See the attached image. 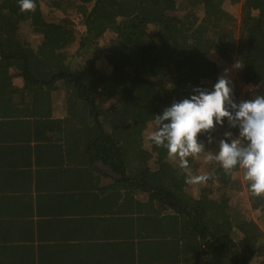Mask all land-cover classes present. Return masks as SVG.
<instances>
[{
    "label": "trees",
    "instance_id": "1",
    "mask_svg": "<svg viewBox=\"0 0 264 264\" xmlns=\"http://www.w3.org/2000/svg\"><path fill=\"white\" fill-rule=\"evenodd\" d=\"M228 3L241 4L239 18L225 9ZM34 4L21 11L18 0H0V120L7 121L0 137L10 129L38 133L36 156H50L38 175L69 164L83 186L110 179L113 193H127L130 203L143 185L149 193L144 206L157 203L176 219L174 244L185 264H202V258L207 264H264V232L232 202L233 190L242 191L232 180L240 169L226 173L208 160V187L192 197L185 178L207 153L188 157L184 170L145 133L150 124L156 128L154 115L188 97L192 87L211 90L223 68L237 61V102L264 95V0ZM25 25L39 36L37 44L24 38ZM101 60L109 71L97 66ZM244 86L251 89L243 94ZM62 90L64 113L53 119L54 94ZM229 130L236 134L227 122L217 126L211 145L200 139L214 151ZM250 203L252 211L264 212V196L251 194Z\"/></svg>",
    "mask_w": 264,
    "mask_h": 264
},
{
    "label": "crops",
    "instance_id": "2",
    "mask_svg": "<svg viewBox=\"0 0 264 264\" xmlns=\"http://www.w3.org/2000/svg\"><path fill=\"white\" fill-rule=\"evenodd\" d=\"M63 113L57 103L53 119ZM6 123L0 120V127ZM2 133L0 264H185L174 244L176 219L157 203L146 208L148 192L138 191L131 204L127 193H113L110 179L88 189L69 164L38 175L50 157L36 156L38 133Z\"/></svg>",
    "mask_w": 264,
    "mask_h": 264
},
{
    "label": "clouds",
    "instance_id": "3",
    "mask_svg": "<svg viewBox=\"0 0 264 264\" xmlns=\"http://www.w3.org/2000/svg\"><path fill=\"white\" fill-rule=\"evenodd\" d=\"M18 5L21 11L35 7L34 0H18ZM233 67L242 68L239 61ZM154 116L156 128L149 140L165 148L181 169L189 168L188 157L207 153L206 159L218 163L226 173L242 169L249 192L264 196V95L237 102L225 70L211 90L192 87L188 97L174 101ZM225 122L236 134L226 131L217 148L208 149L207 145L215 143L211 133L217 126L224 127ZM209 178L208 174L187 175L185 182L202 183Z\"/></svg>",
    "mask_w": 264,
    "mask_h": 264
},
{
    "label": "rangeland",
    "instance_id": "4",
    "mask_svg": "<svg viewBox=\"0 0 264 264\" xmlns=\"http://www.w3.org/2000/svg\"><path fill=\"white\" fill-rule=\"evenodd\" d=\"M226 10H228L233 15H236L238 18L240 16L241 12V4L237 6H232L231 4H227L225 7ZM22 32L24 35V38L33 44H37L40 40L39 36L35 35L31 29L30 26L25 25L22 28ZM89 58V57H88ZM86 57V59H88ZM213 60H216L218 57L217 55L211 56ZM86 60H83L85 62ZM97 66L101 69H106V71H109V68L107 66V63L103 60L97 62ZM225 70H227V78L231 80L232 84H234L237 81V75L234 67H224L223 71L221 73L222 75H225ZM250 86H244L243 87V94L250 90ZM65 91L56 92L54 94V97L57 99V103L64 104L65 103ZM64 101V103H63ZM154 125L150 124L146 130V135L149 137L151 132L154 131ZM170 161H174L172 157L169 158ZM199 163L197 164V167L190 169V175H203L205 174L206 166L208 164V160L205 157H201L198 159ZM232 180L235 182H239L240 186L242 187V191H234L232 192V202L234 203L237 211L241 212L243 215H245L248 219L255 221L258 226L261 228V230L264 232V212L252 211L251 208V194L248 191V182L244 180L243 178V170L240 169L238 172L233 173ZM207 184L205 182L202 183H195L190 184L189 188H187V193L190 194L193 197H197L201 194L202 190L207 188Z\"/></svg>",
    "mask_w": 264,
    "mask_h": 264
},
{
    "label": "water",
    "instance_id": "5",
    "mask_svg": "<svg viewBox=\"0 0 264 264\" xmlns=\"http://www.w3.org/2000/svg\"><path fill=\"white\" fill-rule=\"evenodd\" d=\"M142 187H143V189L145 190V191H147V189L142 185ZM203 250H204V252L206 251V246L204 245L203 246Z\"/></svg>",
    "mask_w": 264,
    "mask_h": 264
}]
</instances>
